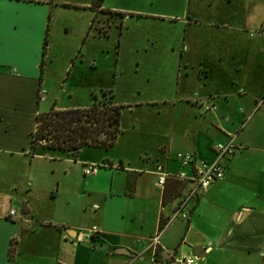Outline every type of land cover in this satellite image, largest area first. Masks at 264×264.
<instances>
[{"label":"crops","instance_id":"crops-1","mask_svg":"<svg viewBox=\"0 0 264 264\" xmlns=\"http://www.w3.org/2000/svg\"><path fill=\"white\" fill-rule=\"evenodd\" d=\"M142 1L4 3L0 264H264V0H210L213 22L201 20L206 0ZM155 3L178 26L154 33L165 40L130 27L163 20ZM101 94L121 106L111 147L32 151L39 115ZM229 140L225 179L177 215L195 186L177 155L214 161Z\"/></svg>","mask_w":264,"mask_h":264},{"label":"trees","instance_id":"trees-1","mask_svg":"<svg viewBox=\"0 0 264 264\" xmlns=\"http://www.w3.org/2000/svg\"><path fill=\"white\" fill-rule=\"evenodd\" d=\"M94 104L85 109L50 110L37 117L32 151L41 141L52 151L76 153L85 146L111 147L120 129L121 106L94 95Z\"/></svg>","mask_w":264,"mask_h":264},{"label":"built area","instance_id":"built-area-1","mask_svg":"<svg viewBox=\"0 0 264 264\" xmlns=\"http://www.w3.org/2000/svg\"><path fill=\"white\" fill-rule=\"evenodd\" d=\"M45 91H41L40 100L43 101ZM215 106H208L206 110H214ZM216 159L214 161H207L198 159L194 154L187 153H179L177 157L183 163L184 166H190L193 169V175L190 178L192 182H194L195 186L190 191L189 195L182 201V203L177 208L176 214H181L183 217H187L186 214L183 213L182 209L187 204V202L198 196L202 193H206L211 184L217 181H221L225 179L226 176V168L221 163V160L227 156H231L235 154L237 150V146L234 144L233 140H229L226 143H219L214 147ZM99 164H89L84 165L83 173L85 176H95L99 171ZM185 176V175H183ZM168 175L163 173L159 176L158 183L160 185H164L167 181ZM16 212L12 211L11 216L16 217ZM176 215V216H177ZM79 241L82 239L81 236L78 237ZM158 239V238H157ZM155 240V243H158V240ZM178 264H197V259L195 257H183L176 260Z\"/></svg>","mask_w":264,"mask_h":264},{"label":"rangeland","instance_id":"rangeland-1","mask_svg":"<svg viewBox=\"0 0 264 264\" xmlns=\"http://www.w3.org/2000/svg\"><path fill=\"white\" fill-rule=\"evenodd\" d=\"M109 3L111 5H118V6H122L126 9H143L145 8V3L142 0H109ZM210 4V0H206V16L203 15V17L201 18V20L203 22H208L209 20H212L211 22L214 21L213 15H214V11H213V7L209 5ZM192 7H195V5L193 4ZM148 8V7H146ZM149 10H153V11H158L160 13H164V14H168V15H164L163 20H152V19H141V20H135L132 22V24H130V27H143L144 29L147 30V32H150L149 30H155V31H151L150 33H152V36H150L151 34H148L151 38H159L161 40H165L166 38L161 36V35H156L154 33L156 32H160L161 29L166 31V27H178L175 23H171L170 19L167 17L169 16V13L173 12L169 5L166 4H159V3H155V5ZM178 13H182V10H180ZM138 23V24H136ZM146 32V33H147ZM154 35V36H153ZM146 36V35H145ZM145 36H141L142 38H145ZM109 68L111 69L112 67H114V62L112 61V59H110V63H109ZM136 68L140 69L139 66L136 67L135 65L132 64V70L135 73ZM100 100H110V96L109 95H103L101 94ZM46 142L45 141H41L40 145L38 146V148H44L45 147ZM51 151V150H50Z\"/></svg>","mask_w":264,"mask_h":264},{"label":"snow or ice","instance_id":"snow-or-ice-1","mask_svg":"<svg viewBox=\"0 0 264 264\" xmlns=\"http://www.w3.org/2000/svg\"><path fill=\"white\" fill-rule=\"evenodd\" d=\"M5 2L6 0H0V35H2L4 28L3 5Z\"/></svg>","mask_w":264,"mask_h":264},{"label":"water","instance_id":"water-1","mask_svg":"<svg viewBox=\"0 0 264 264\" xmlns=\"http://www.w3.org/2000/svg\"><path fill=\"white\" fill-rule=\"evenodd\" d=\"M167 254H168V257H169V258H172L173 255H174V252H173V251H168Z\"/></svg>","mask_w":264,"mask_h":264}]
</instances>
